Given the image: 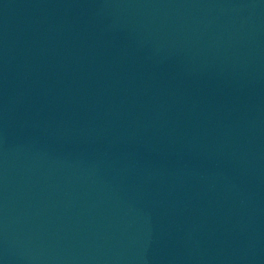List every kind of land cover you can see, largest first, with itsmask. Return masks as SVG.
Wrapping results in <instances>:
<instances>
[{"label":"water","instance_id":"obj_1","mask_svg":"<svg viewBox=\"0 0 264 264\" xmlns=\"http://www.w3.org/2000/svg\"><path fill=\"white\" fill-rule=\"evenodd\" d=\"M0 264H264V0H0Z\"/></svg>","mask_w":264,"mask_h":264}]
</instances>
